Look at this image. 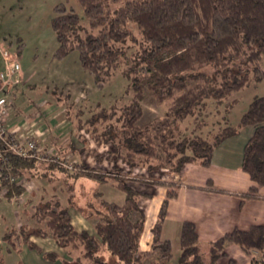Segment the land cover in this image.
I'll list each match as a JSON object with an SVG mask.
<instances>
[{"label": "trees", "instance_id": "obj_1", "mask_svg": "<svg viewBox=\"0 0 264 264\" xmlns=\"http://www.w3.org/2000/svg\"><path fill=\"white\" fill-rule=\"evenodd\" d=\"M77 1L84 10L85 22L65 4L55 7L52 27L58 47L54 56L64 59L78 51L82 67L98 86L121 70L130 80L128 91L132 93L116 124L107 108H99L85 122L80 115L77 129L82 132L86 128L99 146L113 145L117 160L129 169L146 168V173L133 178L121 169L112 173L85 163L72 164L59 147L58 155L47 161L26 158L8 151L0 141V150L7 158L0 167L13 174L39 180L56 171L67 178L86 175L101 184L113 181L126 193L123 205L102 200L100 209L92 207L88 217L98 219L94 232L77 229L69 208L47 201L36 206L32 220L46 223L48 231L22 226L5 235V241L16 247L14 237L22 235L19 243L56 262L61 259L59 254L43 252L31 241L33 236H51L60 248L67 249L69 258H62L66 264H112L104 253L117 264H167L173 257V244L163 240L161 232L169 200L178 195L179 184L162 181L165 163L173 172H180L189 163L209 166L216 147L238 135L243 127L253 126L243 169L255 185L245 197H256L259 186H264V94L251 101L237 125L223 127L212 140L203 136L182 138L180 129V122L195 117L209 99L221 105L253 83H264V0ZM167 51L172 55L164 58ZM145 88L157 105L166 107V112L140 127L137 123L144 115ZM64 162L71 163L73 169L63 166ZM163 183L168 186L167 197L153 228L151 252L157 255H151L140 246L146 212L138 199L150 197V187ZM3 187L10 199L26 190L24 185L8 182L0 185V189ZM94 196L101 195L96 191ZM228 244H237L248 253L258 251L253 264H263L264 224L249 230L235 228L210 244L206 258L195 223L184 221L179 264H218Z\"/></svg>", "mask_w": 264, "mask_h": 264}, {"label": "rangeland", "instance_id": "obj_2", "mask_svg": "<svg viewBox=\"0 0 264 264\" xmlns=\"http://www.w3.org/2000/svg\"><path fill=\"white\" fill-rule=\"evenodd\" d=\"M61 3L79 14L83 22L86 21L84 10L77 0H0V72L4 65L1 55L3 50L19 56L23 77L17 91V104L21 106L23 103L27 107V105L42 99L50 101L51 98L72 97L73 100L66 98L63 102L61 101L64 105L60 104L59 109L65 108L66 112L60 110L59 113L62 115H57L61 124H66L64 115L73 123L74 137L68 133L69 131L63 134V137L65 134V136H71V142L64 146L66 150L72 151L71 154L65 153L66 158L72 164L85 163L92 168L105 169L112 173L120 171V169L127 170L125 172L129 174L132 169L117 160L113 145H97L86 132V128L80 132L77 125H79L80 117L82 122H85L99 108H107V111L113 115L112 123L116 124L122 114V109L131 101L132 93L128 91L130 80L122 74L121 70H117L112 73L110 80L105 85L98 86L93 75L81 67L78 51L72 52L64 59L54 56L58 41L52 27V19L55 16V7ZM170 55L172 52L167 51L163 57ZM263 94L264 83H253L250 87L234 93L233 97L225 101L224 104L220 105L213 99H209L206 106L199 110L195 117H189L180 122L182 138L203 136L212 140L223 127L237 125L251 101ZM72 102L74 103L73 107L71 106ZM143 106L144 115L137 123L140 127L156 117L163 116L166 112L165 106L156 104L148 88H145ZM77 136L79 141H76ZM45 147L46 145H44ZM49 147L51 149V146L46 148ZM59 148L64 149L60 144ZM56 149L58 150V147ZM63 151L65 152V150ZM159 154L163 155L161 151ZM156 162L157 160L154 161V163ZM164 165L163 169H171L167 163ZM138 170L144 171L146 168L139 167ZM35 182L38 187L34 188L33 184L27 185L28 188L20 197L14 196L10 199L0 195V220L3 223L0 228L1 239L14 230H19L21 226H28L27 228L30 229L38 227L48 231L46 223L39 224L32 220L36 206L43 202L57 203L61 207L69 208L74 226L79 230H89L90 232L95 231L98 219L89 218L88 214L91 211L87 209L86 214L83 213L85 200L88 205H91L90 202H94L92 204H95V209H100L99 202L102 200L119 205L126 202V193L113 181L101 184L95 178L86 175L67 178L65 174L56 171L53 175H48L47 178L35 179ZM96 191L100 193V198L94 196ZM138 201L144 209L146 208V212L149 206L143 203V197ZM2 213L3 216H1ZM19 215L27 217H21L20 220ZM28 218L31 223L26 222ZM171 237L173 247L179 244V233L177 235L172 233ZM19 238H22V235L14 237L16 243H19ZM48 238L53 239L51 236ZM8 243L5 241L0 243V264H66L62 263V258H69L67 249L61 251V259L56 262L47 261L43 257L37 258V253L32 251L23 254L11 249L9 252ZM202 252L206 254L207 250L202 249ZM77 255L76 252L75 256ZM104 257L112 264H117L109 253H104ZM168 264H179V255H174Z\"/></svg>", "mask_w": 264, "mask_h": 264}, {"label": "crops", "instance_id": "obj_3", "mask_svg": "<svg viewBox=\"0 0 264 264\" xmlns=\"http://www.w3.org/2000/svg\"><path fill=\"white\" fill-rule=\"evenodd\" d=\"M19 85L13 91L15 107L8 117L10 130L17 132L22 138L32 137L36 139L43 148L46 145V147L51 146V149L57 150L59 144L63 145L65 153L71 154L72 151L66 150L64 145L71 142V136L74 137L73 135H75L73 123L64 115L66 124H61L60 118L57 116L62 115L59 113L61 111L66 112L65 108L59 109L60 104H63V99L51 98L50 101L42 99L27 105V107L23 103L21 106L17 104ZM70 100H73L72 97ZM65 132L70 133L71 136H65V134L63 137ZM253 134L254 127L246 126L240 130L238 135L223 141L216 147L209 166L189 163L180 172H173L169 168L161 171L160 178L163 182H177L179 184L178 195L169 200L161 232L163 240L173 242L171 234L177 235L179 233L180 237L181 224L184 221H191L196 225L200 248L207 250L205 256L208 258L210 244L225 234L235 228L249 230L253 225L264 224V186H259L256 197H245V194L255 185L250 175L243 169L245 147ZM76 141H79L78 136ZM46 149L50 150V147ZM134 169L129 173L133 178L146 173L144 172L146 170ZM23 177L27 185L33 184L34 188L38 187L35 182L37 178L29 179L25 175ZM167 188L168 186L164 183L151 186L152 195L143 198V203L149 206L148 211L146 210V222L140 241L141 249L145 252H151L154 241L153 228L158 222L162 204L167 197ZM0 195L6 196L4 187L0 189ZM21 217L26 218L27 216L19 215L20 220ZM26 222L31 223L29 218ZM2 226L3 223L0 220V228ZM1 241H5L4 236L2 239L0 237V243ZM31 241L37 244L43 252H55L60 257L61 251L64 250L57 245L54 239L50 240L48 237L33 236ZM8 245L9 252L11 249L23 254L32 251L37 253V258H44L42 253L30 249L24 243H17L16 247L9 243ZM225 252V255L219 258L218 264H253V260L259 255L258 251L248 253L237 244H228ZM151 253V255L154 254V252ZM180 253L179 242L173 247V257L176 254L180 256Z\"/></svg>", "mask_w": 264, "mask_h": 264}, {"label": "built area", "instance_id": "obj_4", "mask_svg": "<svg viewBox=\"0 0 264 264\" xmlns=\"http://www.w3.org/2000/svg\"><path fill=\"white\" fill-rule=\"evenodd\" d=\"M1 55L4 67L0 72V141L6 146L8 151L22 157L47 161L58 155L57 150H44L36 139L32 137L22 138L17 132L9 128L8 117L15 104L13 91L21 83L23 75L17 54L3 50ZM3 152L0 150V162L7 160ZM63 166L73 169L72 164L69 162H64ZM5 182L27 187L23 175L13 174L9 169L0 167V185Z\"/></svg>", "mask_w": 264, "mask_h": 264}, {"label": "flooded vegetation", "instance_id": "obj_5", "mask_svg": "<svg viewBox=\"0 0 264 264\" xmlns=\"http://www.w3.org/2000/svg\"><path fill=\"white\" fill-rule=\"evenodd\" d=\"M89 202H90V201H89ZM92 203H94V202H90L91 205H88V204H86V200L83 202V213H84V214H86V209H87L88 211L93 212L94 208H92V207L95 206V204H92Z\"/></svg>", "mask_w": 264, "mask_h": 264}]
</instances>
